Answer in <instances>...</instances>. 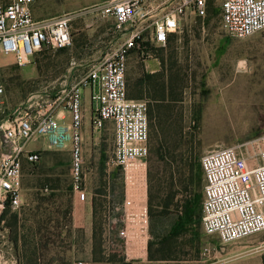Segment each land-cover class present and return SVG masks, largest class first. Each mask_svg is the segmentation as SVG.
<instances>
[{
    "label": "rangeland",
    "instance_id": "1",
    "mask_svg": "<svg viewBox=\"0 0 264 264\" xmlns=\"http://www.w3.org/2000/svg\"><path fill=\"white\" fill-rule=\"evenodd\" d=\"M101 1L36 0L37 17L74 14L73 45L66 51L37 53L25 66H19L12 54L0 55L6 91L0 113V154L8 149L1 126L10 118L37 119L51 112L69 121L64 90L122 42L124 34L110 29L92 12L91 5ZM221 3L209 0L206 17L188 15L170 43L147 41L145 47L141 44L132 50L127 61L130 97L146 100L152 109V146L157 149L158 143L163 144V155L168 160L175 156L180 171L182 162H199L214 148L236 146L254 155L264 147V33L245 39L227 36ZM163 85L165 99L160 100ZM81 101L85 187L93 197V242L87 231L89 215L84 228L73 225L71 154L68 149H48V138L40 136L28 144L29 149L41 150L42 157L37 164L24 165L23 205L9 210L0 222V244L4 243L0 264H78L112 252L117 253L110 258L114 264L125 263L118 251L122 181L119 170L108 164L113 156V125L108 122L101 131L93 128L88 87L82 89ZM157 156L156 152L152 163L156 172L162 170ZM197 186L188 197L202 194V183ZM150 218L156 256L203 258L207 264L212 259L208 260L206 248L212 247V252H231L233 264H252L264 250V231L223 246L216 237L204 234L199 220L186 234L160 245L176 213L160 215L154 209Z\"/></svg>",
    "mask_w": 264,
    "mask_h": 264
},
{
    "label": "built area",
    "instance_id": "2",
    "mask_svg": "<svg viewBox=\"0 0 264 264\" xmlns=\"http://www.w3.org/2000/svg\"><path fill=\"white\" fill-rule=\"evenodd\" d=\"M209 0H102L91 5L95 16L124 34L119 45L89 69L79 82L64 90L66 116L51 112L39 118L18 116L1 126L8 146L0 154V222L7 209L23 205L24 165L37 164L41 150L29 149L30 141L48 138V149L71 154L72 191L81 201L88 199L83 156L84 111L82 89H91L94 104L91 124L101 131L108 122L114 129L113 156L122 181L119 231L120 253L126 263L150 258L151 218L149 212L150 120L146 100L128 96L127 61L132 50L145 43L165 46L178 33L188 15L206 17ZM36 0H0V55L12 54L19 66L45 50L58 51L73 45V13L37 17ZM151 20L150 24L144 23ZM222 27L227 36L245 39L264 33V0H222ZM2 66L0 65V69ZM5 85L0 76V113ZM264 139V138H263ZM204 184L201 226L205 235L223 246L264 231V147L256 154L236 146L214 148L201 158ZM5 238L6 234L3 233ZM214 250L206 248V255ZM4 243L0 244V262ZM79 264H84L79 262Z\"/></svg>",
    "mask_w": 264,
    "mask_h": 264
},
{
    "label": "trees",
    "instance_id": "3",
    "mask_svg": "<svg viewBox=\"0 0 264 264\" xmlns=\"http://www.w3.org/2000/svg\"><path fill=\"white\" fill-rule=\"evenodd\" d=\"M213 13H216L214 10ZM171 34L168 42L170 43L172 36ZM68 49V48H67ZM67 49H62L58 51H66ZM50 51V50H45ZM43 52V51H42ZM164 89L163 95L160 100L165 99V85L162 86ZM128 96L130 97L129 93ZM132 98V97H130ZM138 99V98H135ZM158 100V99H155ZM148 103V102H147ZM148 115L150 120V156H149V212L151 216L153 215L154 209H158L160 215H170L176 213V220L172 224L170 232L168 235L163 236L160 245L167 243L181 235L186 234L195 223L199 220L201 223V200L202 194H195L194 198L188 197L189 191L192 187H199L201 183L203 185L204 177L200 161L192 162V160L181 163L182 170L175 168V163L178 162L175 156H172L170 160L165 155H163L162 150L166 147L158 143L157 149L152 146V134H151V119H152V109L148 105ZM158 142V139H155ZM161 161V171L156 172L152 167L154 157L156 156ZM153 155V158L152 156ZM174 167V168H173ZM178 167V166H176ZM203 188V187H202ZM182 197V198H180ZM10 209H7L5 216L8 214ZM154 243L151 241L150 245V258L155 257H166V256H156L153 250ZM149 258V259H150ZM264 264V255H263Z\"/></svg>",
    "mask_w": 264,
    "mask_h": 264
},
{
    "label": "crops",
    "instance_id": "4",
    "mask_svg": "<svg viewBox=\"0 0 264 264\" xmlns=\"http://www.w3.org/2000/svg\"><path fill=\"white\" fill-rule=\"evenodd\" d=\"M198 18H200V17H198ZM89 98L91 100L90 104H91V106H93L90 88H89ZM58 116L62 117V114L60 113ZM89 195H88V199L86 201H81L78 199L77 195L73 193L72 217H73V225L75 227L84 228L85 227V220H86L85 217L89 215L90 226H89V229L87 231H89L90 237H91L90 240L93 242V238H94L93 237L94 236V230H93V215H94L93 197L91 194H89ZM119 206H120V200H119ZM111 244L116 245L113 242H111ZM92 249L94 250V246H92ZM93 250H92V252H93ZM118 251L120 252V245L118 247ZM212 251L209 255H207L208 260L212 259L211 260L212 262H209L207 264H233L232 261L234 260V258H233L234 256L231 252H229V251L218 252L217 250H216L217 252H212ZM92 255H93V253H92ZM116 255H117V253H115V252L108 254L105 258H94V255H93V258H86L85 262H83V263L84 264H114L113 260H111L110 258L112 256H116ZM263 255H264V250L260 251L257 254V256H256V258L252 264H263ZM212 256L215 258H209ZM206 262H207V260H203V258H170V257L166 256V257L150 258L149 261L144 262V263H141V262L140 263H137V262L126 263L125 262L123 264H205Z\"/></svg>",
    "mask_w": 264,
    "mask_h": 264
},
{
    "label": "water",
    "instance_id": "5",
    "mask_svg": "<svg viewBox=\"0 0 264 264\" xmlns=\"http://www.w3.org/2000/svg\"><path fill=\"white\" fill-rule=\"evenodd\" d=\"M9 121H10V122H13V118H10Z\"/></svg>",
    "mask_w": 264,
    "mask_h": 264
}]
</instances>
